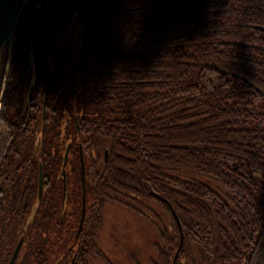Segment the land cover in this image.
I'll return each instance as SVG.
<instances>
[{"label":"trees","instance_id":"16d2710c","mask_svg":"<svg viewBox=\"0 0 264 264\" xmlns=\"http://www.w3.org/2000/svg\"><path fill=\"white\" fill-rule=\"evenodd\" d=\"M88 1L83 230L47 235L42 212L62 197L49 170L61 160L41 157L54 199L33 217L11 210L0 264L20 241L15 264H113L101 241L113 208L150 235L136 237L145 252L134 264H264V0Z\"/></svg>","mask_w":264,"mask_h":264},{"label":"flooded vegetation","instance_id":"af4514ba","mask_svg":"<svg viewBox=\"0 0 264 264\" xmlns=\"http://www.w3.org/2000/svg\"><path fill=\"white\" fill-rule=\"evenodd\" d=\"M87 5L88 0H28L12 42L7 41L0 50V231L11 210L21 212L20 217H33L36 203L46 197L54 199L49 190L56 187L47 188L43 167L35 168L34 160L41 157L61 160L55 170H49L62 178V197L56 206L42 212L46 219L50 217L47 235L73 240L83 230L87 204L81 226L84 203L81 208L78 198L84 175L80 120L85 59L77 64L82 53ZM36 28L39 38L35 51ZM58 109L63 113V124L54 120ZM95 152L93 148L88 157L90 164L97 156ZM102 152L103 157L108 156L105 150ZM71 177L81 185L69 184ZM70 194L79 201L67 204ZM77 214H81L78 228ZM20 244V254L23 241L16 245L12 258Z\"/></svg>","mask_w":264,"mask_h":264},{"label":"rangeland","instance_id":"374dc122","mask_svg":"<svg viewBox=\"0 0 264 264\" xmlns=\"http://www.w3.org/2000/svg\"><path fill=\"white\" fill-rule=\"evenodd\" d=\"M107 218L110 224L108 223L103 231L101 241L113 264H134L136 258H143L145 249L142 252L143 247L136 243V237L140 239L150 235H138L135 224L132 223V216L117 208L111 209ZM137 230L140 231L138 228ZM148 240L150 241L145 239L146 244L149 243Z\"/></svg>","mask_w":264,"mask_h":264},{"label":"water","instance_id":"95a60500","mask_svg":"<svg viewBox=\"0 0 264 264\" xmlns=\"http://www.w3.org/2000/svg\"><path fill=\"white\" fill-rule=\"evenodd\" d=\"M27 1L28 0H0V50L7 41L12 42L13 35L17 29L18 23L23 14ZM75 10L76 8L73 9V12ZM73 12H71L69 17L72 16ZM93 21L94 19H93V13H92L91 7L90 5H87L84 41H83V46H82V53L79 58L77 66H79L86 57V54H87V51L90 45V41H91ZM38 38H39V28H36L35 34H34L35 51L37 50L36 43H37ZM1 110H2V102L0 103V115H1ZM85 186H86L85 175H83V187L85 188ZM85 210H86V197H84V213H83L81 226L84 223ZM21 246L22 244L18 246L10 264H14L19 254V251L21 249ZM177 258H178V254L176 256V259Z\"/></svg>","mask_w":264,"mask_h":264}]
</instances>
